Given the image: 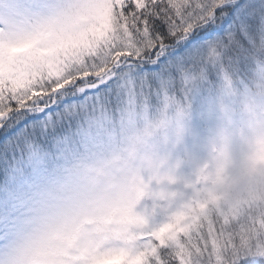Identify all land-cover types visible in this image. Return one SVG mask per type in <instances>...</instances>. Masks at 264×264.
I'll return each instance as SVG.
<instances>
[{"label": "clouds", "instance_id": "9594fccd", "mask_svg": "<svg viewBox=\"0 0 264 264\" xmlns=\"http://www.w3.org/2000/svg\"><path fill=\"white\" fill-rule=\"evenodd\" d=\"M17 3L27 10L0 8L6 51L55 57L62 45L35 33L74 0ZM186 184L212 192L224 207L264 209V52L245 77L222 76L198 126L189 104L165 93L156 108L126 107L105 140L66 154L19 201L0 234V264H126L123 250L141 221H151L162 196L178 204L171 194Z\"/></svg>", "mask_w": 264, "mask_h": 264}, {"label": "snow or ice", "instance_id": "6c2138e0", "mask_svg": "<svg viewBox=\"0 0 264 264\" xmlns=\"http://www.w3.org/2000/svg\"><path fill=\"white\" fill-rule=\"evenodd\" d=\"M4 7L27 10L17 0H0ZM241 8L238 0H74L35 33L62 45L55 57L9 54L0 28V120L76 79L107 74L123 57L139 58L154 48L163 53L165 40L204 42L201 54L173 65L186 92L209 71L243 69L264 52V37L259 43L250 38ZM102 24L110 26L97 39ZM171 195L181 201L169 204L162 196L154 213L161 210L163 219L141 221L133 245L123 250L126 264H264V209L248 202L221 206L198 185Z\"/></svg>", "mask_w": 264, "mask_h": 264}, {"label": "trees", "instance_id": "16d2710c", "mask_svg": "<svg viewBox=\"0 0 264 264\" xmlns=\"http://www.w3.org/2000/svg\"><path fill=\"white\" fill-rule=\"evenodd\" d=\"M238 2L242 4L240 11L244 13L246 21H248L246 31L249 33L251 39L259 43L260 39L264 37V0H238ZM166 26L165 32L168 31V26L167 28ZM149 28H154V25L150 23ZM154 35L163 38V34L158 31ZM181 42L165 40L167 50L161 53L158 48H154L151 52L142 54L140 56L142 57V63H139V60L134 57L121 58L118 63L111 66L110 72L102 75L108 78L101 85L97 84V76L95 75L76 79L51 98L45 97L39 101L38 105L24 107L12 113L13 115H19L18 121L21 122L20 125L23 127L26 120H36L37 125H27L23 128H26L25 131L38 126L43 128L46 125L48 132H50L54 128V125L61 124V122H54L56 117L63 122L62 125L64 127H70L73 131L77 123L81 121H90L94 124L103 125L109 120L117 119L116 117L126 107L130 108L134 106L131 104L132 100L135 102L142 101V106L148 105L156 108L159 106L161 97L165 93H175L176 97L179 96L178 84L172 78L177 74L173 65L176 63L183 65L185 59H194L198 56L192 55L191 47L203 41L198 43L192 41L191 44L184 41L182 45L180 44V46L176 47ZM155 55L158 58H162L161 60L166 63V66H162L156 70L148 68L147 63L152 59H156ZM154 71L160 74L157 75L158 80L151 79V73ZM112 74H114V77ZM63 107L71 108L70 112L64 113ZM22 110L26 112L35 110V115L27 117ZM6 117L0 121V128ZM15 126L16 124L13 125V127ZM9 133L10 131L0 133V147L6 148L9 142L14 141L11 138L12 136L8 135ZM31 139L30 134L25 133L18 138V143L24 148H31L33 146L30 143Z\"/></svg>", "mask_w": 264, "mask_h": 264}, {"label": "rangeland", "instance_id": "374dc122", "mask_svg": "<svg viewBox=\"0 0 264 264\" xmlns=\"http://www.w3.org/2000/svg\"><path fill=\"white\" fill-rule=\"evenodd\" d=\"M167 28V26H166ZM167 32V31H166ZM158 36V35H157ZM195 48H197V45L195 46ZM156 59H152L147 63V67L152 69V70H156L159 69L160 67V62L162 58H158L157 55H155ZM239 66L236 65L235 67H233L234 69H237ZM209 72L206 73V75L204 76V78L202 80H199L200 85L202 83L206 84L209 83L211 81L210 76L208 75ZM226 73H228L227 71L223 72V75H225ZM114 77V74H112ZM157 75H160L159 72H152L151 73V79L154 80H158L157 79ZM145 77H147L146 75H144ZM108 77H104V76H100L96 78V82L98 85L103 84ZM220 82V81H219ZM219 82L216 83L215 86H211V85H206L205 87L208 88L210 87V90H208V92L206 93H202L198 90V87L196 86L195 82L193 83V85L190 87V94H186L185 97L187 99V103L190 104V110L193 116V123L194 125H199L201 117L206 113V111H208L212 104H213V99L216 93V89L217 86L219 84ZM183 87L185 88V85L183 83ZM211 87L215 88V90H212ZM200 102H198V101ZM134 106L133 107H138V105L142 106V101L139 102H135L134 100H132V103ZM117 118V117H116ZM116 120V119H115ZM115 120H109L107 121L106 125H102L101 128H105L101 130V136L106 139V137L109 135V133L112 130V126ZM11 149H13V153L11 154V158H15L17 156V146L16 143L13 142L10 144ZM35 151L33 149H28L26 151L27 154H31L34 153ZM51 155V153H49ZM41 158V157H39ZM42 159V158H41ZM39 160H37L36 162L33 163V167L35 169V173H37L39 175V180L43 178L42 175V171L40 170V163H38ZM2 166V164L0 163V167ZM19 169L18 166H13L12 167V171H17ZM36 176H33V179L35 180ZM38 180V181H39ZM32 183V182H31ZM149 211H151V209H149ZM163 219V215L161 210L157 209V211L155 213H153L152 217H151V221L153 222H160Z\"/></svg>", "mask_w": 264, "mask_h": 264}]
</instances>
